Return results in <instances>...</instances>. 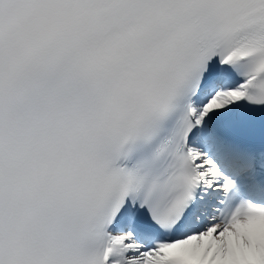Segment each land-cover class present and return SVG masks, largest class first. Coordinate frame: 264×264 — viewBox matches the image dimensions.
Returning a JSON list of instances; mask_svg holds the SVG:
<instances>
[{"label": "snow or ice", "instance_id": "obj_1", "mask_svg": "<svg viewBox=\"0 0 264 264\" xmlns=\"http://www.w3.org/2000/svg\"><path fill=\"white\" fill-rule=\"evenodd\" d=\"M0 264H264V0H0Z\"/></svg>", "mask_w": 264, "mask_h": 264}]
</instances>
